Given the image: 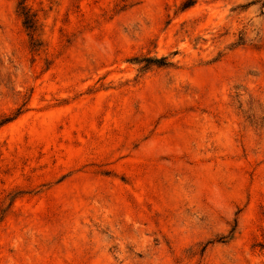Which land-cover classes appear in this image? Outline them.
Returning a JSON list of instances; mask_svg holds the SVG:
<instances>
[{"label": "rangeland", "instance_id": "374dc122", "mask_svg": "<svg viewBox=\"0 0 264 264\" xmlns=\"http://www.w3.org/2000/svg\"><path fill=\"white\" fill-rule=\"evenodd\" d=\"M0 264H264V0H0Z\"/></svg>", "mask_w": 264, "mask_h": 264}, {"label": "trees", "instance_id": "16d2710c", "mask_svg": "<svg viewBox=\"0 0 264 264\" xmlns=\"http://www.w3.org/2000/svg\"><path fill=\"white\" fill-rule=\"evenodd\" d=\"M21 15L23 17L24 26L29 30L31 40L33 41L32 43L34 44V46L39 45L40 44V32H39L40 25H39V19L37 17V14L32 13L31 10L23 6ZM8 120L9 119H7L6 121Z\"/></svg>", "mask_w": 264, "mask_h": 264}]
</instances>
